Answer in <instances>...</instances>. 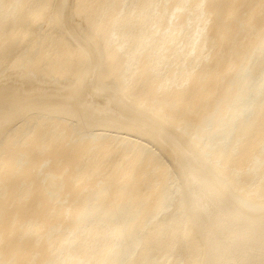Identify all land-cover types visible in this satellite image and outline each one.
<instances>
[{
	"label": "bare ground",
	"instance_id": "bare-ground-1",
	"mask_svg": "<svg viewBox=\"0 0 264 264\" xmlns=\"http://www.w3.org/2000/svg\"><path fill=\"white\" fill-rule=\"evenodd\" d=\"M0 264H264V0H0Z\"/></svg>",
	"mask_w": 264,
	"mask_h": 264
}]
</instances>
